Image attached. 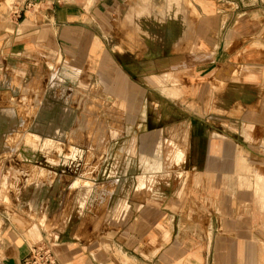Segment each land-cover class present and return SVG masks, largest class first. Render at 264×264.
<instances>
[{
  "label": "crops",
  "instance_id": "crops-1",
  "mask_svg": "<svg viewBox=\"0 0 264 264\" xmlns=\"http://www.w3.org/2000/svg\"><path fill=\"white\" fill-rule=\"evenodd\" d=\"M132 2L0 0L1 73L32 75L35 91H49L36 104L51 108L56 82L42 75L59 57L85 58L109 114L83 115L103 128L98 141L88 129L76 137L70 159L82 154L81 173L63 193L3 217L0 264H19L43 241L60 264H264V0H191L193 36L172 55L176 65L164 57L160 107L155 87L132 80L137 65L123 69L105 43ZM90 154L99 161L85 162ZM106 183L117 189L101 191Z\"/></svg>",
  "mask_w": 264,
  "mask_h": 264
},
{
  "label": "rangeland",
  "instance_id": "rangeland-1",
  "mask_svg": "<svg viewBox=\"0 0 264 264\" xmlns=\"http://www.w3.org/2000/svg\"><path fill=\"white\" fill-rule=\"evenodd\" d=\"M131 4L122 11L119 24L112 27L111 31L108 28L105 43L111 53L122 55L117 58L119 57L123 69L130 66L129 62L137 65V69L133 68L132 80L143 82L144 88L145 83L155 87V90L151 88V91L159 101L160 107L159 89L163 71L168 63L164 57L170 54L171 62H175L173 65L177 64L178 58L172 55L177 56L179 47L183 48L188 44L184 41L192 38L193 26L190 23L195 17V12L191 9V0H134ZM86 61L85 58L59 57L53 72L42 75V81L56 82L58 105L51 108L43 100L41 105L36 104L35 101L40 96L48 97L49 91H35L32 88L33 82L35 83L32 75L23 77L20 71L13 69L4 70L2 74L0 70V227L3 217L13 209L30 212L35 210L39 202L53 201L58 193L66 190L69 180L81 173L82 154H77L74 161L70 159L75 143L80 141L77 136L87 135L84 131L88 129L89 137L96 136L93 140L98 141L103 122L101 124L98 120L83 121V115H90L92 119L93 116L98 118V113L102 118H109V114L103 113L101 102L98 100V75L89 71L91 68L85 64ZM163 61L164 64L166 61L164 68ZM149 62H153L152 72L144 68ZM125 72L129 73L127 70ZM126 77L128 78V75ZM158 78L161 81L156 80ZM7 79L11 85L10 90L2 87L3 80ZM7 98L10 105L3 107L2 103ZM115 106L118 107L117 104ZM3 108L7 109L8 114V121L4 123L1 122L4 117V112L1 111ZM50 110L52 114H56V121H49ZM102 114H105V117ZM86 116L84 119L89 118ZM51 131L53 137L49 138ZM40 134L46 137L42 136V139ZM31 137L38 140L35 142L39 150L34 160L27 158L25 161L19 154ZM112 157V154H107L106 161H113ZM99 159L98 155L90 154V157L84 160L97 162ZM98 177L106 180L109 178L101 173ZM177 185L176 181H172L170 192L176 190ZM128 188V185L123 184L122 193L125 189V192H128ZM157 188L162 186L158 185ZM106 189L108 193H113L117 188L106 183L101 187V191ZM104 204H109V200ZM176 205L171 204L169 207L173 211L171 215L178 211ZM179 221L177 216L170 218V224L175 227ZM207 253L209 251L204 252V258Z\"/></svg>",
  "mask_w": 264,
  "mask_h": 264
},
{
  "label": "built area",
  "instance_id": "built-area-1",
  "mask_svg": "<svg viewBox=\"0 0 264 264\" xmlns=\"http://www.w3.org/2000/svg\"><path fill=\"white\" fill-rule=\"evenodd\" d=\"M19 264H60V262L53 245L49 241H43L32 244Z\"/></svg>",
  "mask_w": 264,
  "mask_h": 264
},
{
  "label": "bare ground",
  "instance_id": "bare-ground-1",
  "mask_svg": "<svg viewBox=\"0 0 264 264\" xmlns=\"http://www.w3.org/2000/svg\"><path fill=\"white\" fill-rule=\"evenodd\" d=\"M33 137V136H32ZM31 137V139L28 141V144L26 145V144H24V146H23V148L20 150V154L19 155H21V158L22 159H24V160H27V158L28 159H30V160H33L34 159V154H33V147H34V145L35 144H37L35 141L37 140H34L33 138H35V137H33L32 138ZM38 141V140H37ZM44 141V140H43ZM47 143V142H46ZM75 183H77V184H80L81 183V180L80 179H76L75 180ZM124 258V257H123ZM127 258V257H126ZM125 260H127V259H125ZM124 261V260H123ZM130 261V260H129ZM128 263V262H127Z\"/></svg>",
  "mask_w": 264,
  "mask_h": 264
}]
</instances>
